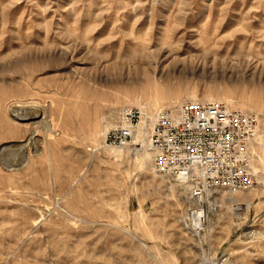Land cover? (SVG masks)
<instances>
[{"label": "rangeland", "instance_id": "1", "mask_svg": "<svg viewBox=\"0 0 264 264\" xmlns=\"http://www.w3.org/2000/svg\"><path fill=\"white\" fill-rule=\"evenodd\" d=\"M214 84L264 96V0H0V259L29 231L18 264H206L183 230L191 204L169 194L173 179L152 181L135 156L96 150L95 130L112 108L114 127L123 110H141L118 101L179 87L201 98ZM246 113L258 116L253 145L264 156V109ZM254 175L248 210L205 205L209 264H264V166ZM64 217L75 224L67 233L88 237L78 260L59 251Z\"/></svg>", "mask_w": 264, "mask_h": 264}, {"label": "built area", "instance_id": "2", "mask_svg": "<svg viewBox=\"0 0 264 264\" xmlns=\"http://www.w3.org/2000/svg\"><path fill=\"white\" fill-rule=\"evenodd\" d=\"M143 113L127 108L105 140L107 146L132 145ZM258 117L223 102L185 101L157 116L149 134L153 170L179 180L202 207L219 190H250L256 185L251 147ZM219 264H230L221 258ZM232 264V263H231Z\"/></svg>", "mask_w": 264, "mask_h": 264}, {"label": "bare ground", "instance_id": "3", "mask_svg": "<svg viewBox=\"0 0 264 264\" xmlns=\"http://www.w3.org/2000/svg\"><path fill=\"white\" fill-rule=\"evenodd\" d=\"M151 55L154 56V53H151ZM195 89H196L195 87H184L180 90V87H179V90L170 96H163L161 98L155 97L147 101H142L138 99L137 100L132 99L127 102L118 101L117 103H115V105L117 106L119 104L122 105L123 103H130V104L135 103L141 109L143 113L141 122L138 126L136 135L134 137V143L127 147H113V146H107L105 144V140H106V136L108 132L111 130L112 127L114 128V125L112 124V117H113V114L116 108H112L111 114L109 117L105 116V114H102L99 117V124L96 127L95 132L96 134H98V139L100 140L96 139L97 141L96 150L98 151L104 150L108 154H114L118 158L123 157L125 152H127V155L135 156L136 166L142 171H144L146 176H149L152 181H154L155 178L164 179L163 175L158 174L159 175L158 176L154 170L150 171V168H149L150 163H152L153 161V153L149 148V134H150L151 129L153 128V125L159 113H161L167 108L176 107L177 106L176 103L181 104L185 101H198V100L205 101V102H213V101L223 102L227 104L232 110L241 109V111L243 112L254 111L255 113H259V112H262L264 109V100H263L264 96L259 94V92L256 90L249 92V93H246V92L237 93V88H232L228 86L223 87L220 84H217V85L214 84L212 86L206 87L202 92L201 98H199ZM102 92L103 90L101 89L93 90L94 94H99V93L101 94ZM20 103H19L20 105H24L23 102H20ZM16 104H12V105H16ZM30 106H33V104ZM33 115L36 117L39 116L37 112L32 114L31 116ZM40 115L43 116L45 114L41 113ZM12 116H13L12 120L17 121V123L20 124V121L22 120L21 118L23 117L21 118L17 117V115H15V112H12L11 117ZM26 116H29V115H26ZM255 140L260 143L262 141L261 135H257ZM253 144H252L251 152H250L251 153V165H252V171L257 174V172L260 170V165L264 166V156L263 155L260 156V154L256 153V147ZM134 145L135 146L141 145V148L137 149L133 147ZM255 154L257 158L255 157ZM27 164H28V161L26 165ZM23 168H20V169L22 170ZM168 190L171 196L175 194L178 196L179 202L181 201L182 203L191 204V207H190L191 212H187L183 220V227H184L183 230L184 232H187L191 236L194 242V248L199 247V250L205 257V263L209 264V261L208 259H206L205 252L202 248V244H203L202 231L205 230V225H206L205 220L207 219L206 210L202 207V204L200 201H197L191 198L189 194L188 186L181 183L179 180L173 179V182L169 185ZM253 195L254 194L252 193H243V191H238V190H219L213 195H211V197H208L207 202L210 205V211H212L215 214H218L219 209L223 205L225 206L226 204L230 205L229 208L231 209L232 212H235L236 210H241V209L248 210L252 204ZM211 198L212 199L214 198V200L211 201ZM239 201H245L244 204H246V206L243 208H241L240 206L234 207L236 204H233V206H231L232 203H236ZM40 213H41L40 217L35 218L33 220L32 229L42 224L41 219L45 217V214L43 212H40ZM64 222H65L64 225H66V229H64V231L66 230L65 231L66 235H65V238L63 239L59 238L60 240L59 241L60 242L59 251L63 253H67V255H70L75 260H78L80 257H83L87 253L86 252V247H87L86 241L88 237L85 234H82L80 236H75L73 233H67V230L75 229L74 228L75 224H73L72 219L67 218V217H64ZM108 226L111 229L113 228L119 231L123 230L120 226L115 225V224H108ZM54 229L55 231H58V230H61L62 228L56 227ZM19 237L21 238V239L19 238V240L22 243L26 240L32 239V233H30L29 231L28 232L25 231L24 233H20ZM21 243L18 244L17 247H13V248L11 247L10 249H8L7 251L9 253H7L6 257H3L0 259V264H18L19 263L18 258L15 257L14 255L19 250H21V245L23 244ZM81 248H82V252L80 253L78 249H81ZM2 253L4 252L2 251ZM90 254H92L93 256H96L97 259L98 258L103 259L106 256V253H104L102 249L98 250V248H93L92 251H90ZM246 257H247L246 255H243V258H246ZM36 264H38V262Z\"/></svg>", "mask_w": 264, "mask_h": 264}]
</instances>
